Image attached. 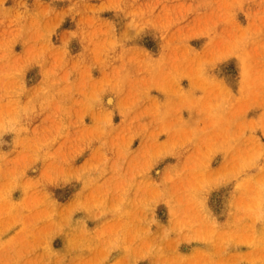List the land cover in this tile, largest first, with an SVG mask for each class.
Segmentation results:
<instances>
[{"label": "rangeland", "instance_id": "rangeland-1", "mask_svg": "<svg viewBox=\"0 0 264 264\" xmlns=\"http://www.w3.org/2000/svg\"><path fill=\"white\" fill-rule=\"evenodd\" d=\"M0 264H264V0H0Z\"/></svg>", "mask_w": 264, "mask_h": 264}, {"label": "bare ground", "instance_id": "bare-ground-1", "mask_svg": "<svg viewBox=\"0 0 264 264\" xmlns=\"http://www.w3.org/2000/svg\"><path fill=\"white\" fill-rule=\"evenodd\" d=\"M110 100V99H109Z\"/></svg>", "mask_w": 264, "mask_h": 264}]
</instances>
